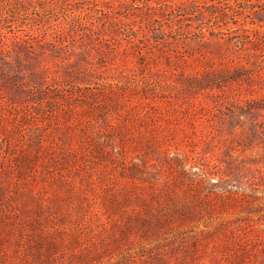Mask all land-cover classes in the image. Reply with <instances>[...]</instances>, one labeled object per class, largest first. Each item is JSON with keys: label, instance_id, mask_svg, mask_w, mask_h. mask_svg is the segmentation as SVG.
Segmentation results:
<instances>
[{"label": "rangeland", "instance_id": "obj_1", "mask_svg": "<svg viewBox=\"0 0 264 264\" xmlns=\"http://www.w3.org/2000/svg\"><path fill=\"white\" fill-rule=\"evenodd\" d=\"M0 264H264V0H0Z\"/></svg>", "mask_w": 264, "mask_h": 264}]
</instances>
